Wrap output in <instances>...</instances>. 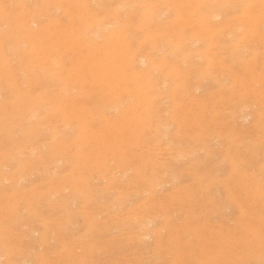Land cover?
Returning <instances> with one entry per match:
<instances>
[{"label": "rangeland", "instance_id": "obj_1", "mask_svg": "<svg viewBox=\"0 0 264 264\" xmlns=\"http://www.w3.org/2000/svg\"><path fill=\"white\" fill-rule=\"evenodd\" d=\"M0 264H264V0H0Z\"/></svg>", "mask_w": 264, "mask_h": 264}, {"label": "bare ground", "instance_id": "obj_2", "mask_svg": "<svg viewBox=\"0 0 264 264\" xmlns=\"http://www.w3.org/2000/svg\"><path fill=\"white\" fill-rule=\"evenodd\" d=\"M104 4V3H103ZM155 50V49H154ZM57 58V57H56ZM143 59H140V63L143 64L142 62ZM167 79V78H166ZM188 87V86H187ZM21 90V89H20ZM177 90V89H176ZM251 90V89H250ZM127 91V90H126ZM151 95V94H150ZM128 97V96H127ZM165 98V97H164ZM115 100V99H114ZM154 101V100H153ZM152 102V101H151ZM111 104V103H110ZM115 104V103H114ZM106 108V107H105ZM161 108V107H160ZM113 111V110H112ZM102 115V114H101ZM142 115V114H141ZM149 116V115H148ZM232 116V115H231ZM22 118V117H21ZM110 121V120H109ZM76 123V122H75ZM109 123V122H108ZM171 124V123H170ZM145 125V124H144ZM54 127V126H53ZM30 128V127H29ZM17 129V128H16ZM150 131V130H149ZM7 133V132H6ZM129 133V132H128ZM150 133V132H149ZM167 135V134H166ZM160 137V136H159ZM47 146V145H46ZM54 158V157H53ZM14 160V159H13ZM59 160V159H58ZM14 163V162H13ZM127 173V172H126ZM20 174V173H19ZM158 180V179H157ZM11 183V182H10ZM116 183V182H115ZM206 183V182H205ZM148 231V230H147ZM144 235V234H143ZM248 235V234H247Z\"/></svg>", "mask_w": 264, "mask_h": 264}]
</instances>
